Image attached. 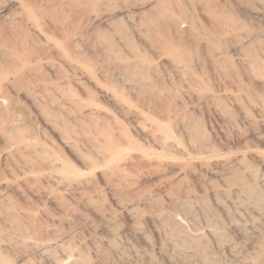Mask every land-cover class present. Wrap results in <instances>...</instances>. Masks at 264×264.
I'll return each instance as SVG.
<instances>
[{
  "label": "rangeland",
  "instance_id": "rangeland-1",
  "mask_svg": "<svg viewBox=\"0 0 264 264\" xmlns=\"http://www.w3.org/2000/svg\"><path fill=\"white\" fill-rule=\"evenodd\" d=\"M219 1L224 13L215 16L216 19L211 15V21L205 18V13L212 11L207 1L165 3L164 9H160L163 14L156 13L164 21L156 19L153 23V29L157 27L160 33L157 41L134 34L126 22L127 13L113 17L109 29L98 26L95 33L83 32L81 53L72 57L88 62L100 85L82 81L80 89L70 83L60 94L69 92L71 95H65L85 98L89 91L114 117L115 129L122 131L139 152L132 155L124 173L126 182L112 181L114 186L108 188L100 172L93 175L91 186L70 189L50 182L47 169L38 162L58 157L77 172L86 173L88 167L82 155L61 142L74 134L78 119L55 106L61 103V96L52 90L53 85L61 86V78L70 77L72 71L41 44L44 36L60 38L62 32L71 33L73 27L85 22L86 14L62 9L55 1L0 0V258L5 264H52L49 258L59 261L56 250L49 249L44 254L33 249L35 244H42L50 231L61 237L69 236L62 246L70 256L64 264H171L174 261V264H264V217L248 220L233 211L235 203L247 206L254 200L251 197L264 199V185L256 186L250 178H241L224 166L237 159L264 178V6L258 0ZM23 6L39 12L40 35L30 32L18 20L8 21V17H18ZM142 13L151 12L131 9L129 16L138 20ZM184 19L190 21L192 28L181 27ZM225 28L233 30L231 33L236 37L233 33L225 35ZM115 31L125 33L127 41H119ZM20 39L24 40L23 50L41 60L37 77L49 85L45 91L36 89L31 83L36 77L23 73L12 59L11 50ZM104 39L111 49L107 48L102 56L95 55L92 51L104 44ZM168 46L173 52L167 50ZM132 50L144 62L130 70L123 67L122 74L126 81L139 84L145 99L125 90L118 96L164 127L177 148L161 149L148 140L134 127L126 111L115 101L104 98L100 91L111 92L117 80L109 68L121 67L117 56L126 58L127 51ZM174 62L185 65L196 80L189 81L184 73L176 71ZM99 69L107 71V77ZM160 90L167 94L164 99L159 98ZM177 113L185 114V122L191 128L189 139L173 121ZM13 116L20 120L15 133L6 128ZM51 117L61 118L64 125L49 128L43 120ZM20 134L29 140L27 153L18 151L16 143ZM203 140L208 142L207 158L198 156ZM188 141L196 146L195 150L186 149ZM121 143L124 145L126 141ZM37 147L45 152L38 154L41 158L33 153ZM141 154L148 155V159H140ZM137 174L142 176L140 181ZM134 186L139 193L133 195ZM94 188H99L102 194L94 193ZM141 192L152 194L155 200L150 205L136 203L134 219L130 220L114 200L135 201L143 195ZM187 196L193 207L190 215L182 212L184 216L176 206ZM198 206L205 210L200 212ZM168 213L185 218L182 227L170 217L165 218L163 225L152 226L149 222L152 217ZM227 214H233V221L228 220ZM109 218L115 222L111 229L106 225ZM211 226L220 234L221 239L216 242L206 232ZM134 227L141 230L140 235ZM194 232L203 237L191 243L185 236ZM177 237L199 256L188 259L189 262L178 261V251L168 243ZM219 243L234 246V254L220 250Z\"/></svg>",
  "mask_w": 264,
  "mask_h": 264
},
{
  "label": "bare ground",
  "instance_id": "bare-ground-1",
  "mask_svg": "<svg viewBox=\"0 0 264 264\" xmlns=\"http://www.w3.org/2000/svg\"><path fill=\"white\" fill-rule=\"evenodd\" d=\"M47 1H55L56 4L62 9H69L71 11H83L86 14L85 22L83 21L84 23L83 22L79 23L77 26L73 27L74 30L71 33L68 31L62 32L63 36H61L60 38H51L48 36H44V38H43V43L41 44L43 49L47 50V52L54 55L57 60L62 62L69 70L72 71V74L70 77L65 76L64 78H61V83H62L61 86H58V85L52 86V90L56 94H58V93L60 94L62 91H64L66 86H68L70 83L76 85L80 89L83 86L82 81H87L96 87H98V85H100L99 82L93 77V73L91 71V67H90L89 63L82 61L78 57H72V56H77V55H79V53H81V49L84 45V37H83L84 31H85V33L89 32L90 30L92 31V33L94 31L96 32V30H97L96 28L98 26H104V28L109 29L112 25L111 21L113 20V17H115L117 15H121L123 13H127L126 22L134 34H136L140 37L143 34L144 38L147 35L153 39L155 38L156 39L155 41H157L160 39L158 37L160 35V33L158 32L157 27H156V29L155 28L153 29V27H155V24H153V23H155L156 19L159 22H160L159 19H162L164 21V18H161L160 17L161 15L158 16L159 14H157V16L159 17V18H157L156 13L160 12V14H163V13H161L163 11H161L160 9H161V7L163 8L165 6V3H170V2L175 3V4L180 3L179 0H114V2L111 0H47ZM183 1H186V0H183ZM203 1H205V2L207 1V2H209V4L211 3L210 6L212 5V11L205 13V18L210 19V21L212 20L213 15H214L213 19H216L215 16L216 17L218 15L221 16L220 14L224 13V11H223L224 8L221 6L219 0H203ZM258 1L261 4H263V6H264V0H258ZM131 3H133V4H131ZM1 9L3 11V7H1ZM131 9H136L139 11L147 10V12H151V13L150 14L149 13H147V14L142 13V15H141L142 17L139 18L138 20H135L131 16H129V12L131 11ZM207 9H209V8H207ZM153 11H154V14L152 13ZM167 16H166V18H167ZM7 19H8V21L18 20L19 23L21 25L25 26L30 32L40 35V32H39L40 31L39 30V26H40V24H39V12L37 10H33L28 6H23V9H22V11L18 17H16V16L14 18L8 17ZM168 19H170V18H168ZM190 19H192V18H190ZM193 22H194V20H193ZM189 23H190V21L188 22L184 19V21L182 20V22H180V25H181V27L188 26V28H189L192 26ZM160 24H163V23H160ZM214 25H215V23H214ZM218 27H217V29H218ZM219 29H221V28H219ZM223 29H224V27H223ZM155 31H157L159 34H157ZM231 31H233V30H231ZM231 31L227 30L224 33H226L225 35L230 34V36H231V34L233 33V32L231 33ZM123 34L125 35V33H123ZM123 34L117 33L116 31L114 32V36L117 37V39L119 41L126 42L128 36L126 35L127 36L126 37ZM234 35L233 36L236 37V34H234ZM238 36L239 35H237V37ZM242 38H241V40H242ZM162 39H163V36H162ZM245 39H247V37ZM104 40H105L104 44L103 43H101V45L99 44L98 47L96 48V50L92 51L93 53H95V55L100 54L102 56L107 52V48L111 49L109 44H108L109 42L106 39H104ZM243 42H245V41L243 40ZM157 43H159V42H157ZM160 44H162V43H160ZM24 46H25L24 40L20 39L17 42V46L11 50L12 59H13L14 63H16L18 65V67L21 70H23V73H26L29 75H34L36 77L34 79V81L31 82L32 85L36 89H40V90L45 91L47 86H49V85L48 84L46 85L45 81H43L44 82L43 83L41 78L39 79L37 77V74H39V72H38L39 71V63H41V60L34 53L25 52L23 50ZM169 46L167 47L168 48L167 50L173 52V50H171V48ZM127 55H128V57H126V58L117 56L118 59L121 60V61L117 60V63H119V61L121 62V64H120L121 67L118 66L117 68H114L113 70L112 69L110 70V68H109V72L113 77L116 78L117 84L112 86L111 92L100 89L102 95L104 96V98L108 99L109 101H115L121 107V109L125 110L127 117L130 118L134 127L140 133H142L148 140H150L154 144H156L159 148L167 149V150L177 148L175 146V144H173L170 141V137L166 133V129L164 127H161V125L157 124L151 118H149L148 116L144 115L143 113H141V112L137 111L136 109H134L133 107H131L123 97L118 96V94H122V92H124V90L127 93L132 94L133 96H135L138 99L140 97V99L144 100L145 99L144 97L146 95L145 94L144 97L141 96L139 84L137 82H136L137 84L134 83V81L132 83V80H131V82L126 81L124 79V74H122V70L125 67L128 68V70H130V69L136 67L138 64L143 63L144 59L142 56H140L139 54H137L133 50L127 51ZM221 55H223V54H218L217 56H221ZM117 57H116V59H117ZM123 61H124V63H122ZM122 64H124V65H122ZM126 68H125V70H126ZM173 68L178 72L184 73V76L187 80H189V81L196 80L194 74L191 71H189L186 68V66L183 65L181 62H174ZM99 73L103 77H107V74H108L107 71H104L102 69H99ZM67 89H69V88H67ZM161 91L162 90H160L159 93ZM65 93H67V92H65ZM65 93L63 94V96L60 94L61 103L56 104L55 106L59 110L66 111L69 115H71L75 119L77 118L78 120H77V126H76L77 129L75 130L74 134L71 135V137H69L68 140H66L64 138L65 139V141H64L62 139L61 142H62L63 146H65L67 148H71L74 151H76L77 153H79L80 155H82L88 167L85 169L86 173H80V172H77L76 170H74L71 166H69V164L66 161H64L58 157H54V158L51 157L52 158L51 160L39 159V161L36 157V160L39 162V165H41L42 167L47 169V172H48L47 173V179L50 182H52L55 186L66 185V187H68L70 189H79L81 187V185H85V184L88 186H91L93 175L95 173H100V172H101V176L104 179V181L106 180L105 185L108 188H112L114 186L111 184L112 181H114V182L115 181L116 182H120V181L126 182V180H127L125 178L126 174H124V173H126V170H128L127 169L128 165L132 162V159H133L132 155L138 153L139 149L126 136L122 135L123 134L122 131L115 129V126H117V123H116V120L114 119V117L110 113H108L103 107H101L100 104L97 103L92 98L91 93L89 91L87 92V94H86L87 96L85 98H83L79 95H77V98H75V97H72L73 95L69 96V95H65ZM161 93H160L161 96L159 98H161V97L163 98V97L167 96V94H165V92L164 93L161 92ZM64 95H65V97L68 96L69 98L68 97L64 98ZM148 100H149V98H148ZM18 119L19 118L14 117V116L11 117L10 123L6 127L12 133H15L16 132L15 130L19 126L20 120H18ZM54 119L55 120H52V117H51L50 119H44L43 121H44V124L51 129H55L56 126L58 127V126L64 125L63 124L64 121L61 118L58 119V117L57 118L54 117ZM173 121H174V123H176L181 128V132L183 133V135L189 139L191 136V130H190L191 128L189 129L187 124H186L188 122H185V114L184 113H177L176 115L173 116ZM66 135H65V137H66ZM16 137H18V136L16 135ZM17 139H18V143H16V145H19L18 151L20 153H24V152L27 153L28 149H29V144H28L29 140L27 139V137H24V135H21ZM124 140L126 141V143L123 145L121 142ZM207 146H208V142L206 140H203L200 143V146H199L200 148L197 146L201 150V151H199L198 156H200L201 158H207L206 157V156H208V155H206L207 154L206 153V147ZM186 149L187 150L188 149L189 150H195L196 146L194 144H192L191 141H188ZM42 151H43L42 147L41 148L37 147L34 149L33 153H35V156H38V158H39L40 156L38 154H40ZM43 157H47V156H43ZM140 159H148V155L141 154ZM224 166L228 170H232L233 172L235 171V173L238 174L237 176H241V178L242 177L250 178L251 181H253L256 184V186H258V185L263 186L264 185V178L262 176L257 175L254 172V170L250 169L249 167H247L245 164L241 163L237 159H235L233 161L231 160V161L226 162L224 164ZM127 173H128V171H127ZM136 176H138V174ZM133 179H134V177H133ZM135 179H137V178H135ZM141 179H142V176L139 175L138 180L140 181ZM127 185H129V184H127ZM132 189H133L132 190L133 195H134V193L138 192L137 187L132 188ZM93 192L96 193L97 195L102 194V192L100 191L99 188L98 189L94 188ZM141 193H143V192H141ZM140 197H138L137 200H135V201H130L132 199H128V202L125 200H123V201L114 200V202L119 207V209L122 210L121 212H123L128 217V219L131 220V219H134V212H135L134 207H135L136 203L142 202L145 205H150V203H152L153 200H155L154 196L152 194L143 193V195ZM248 198H249V196H248ZM251 199H254V200L252 201L251 204H249L247 206H242V205H240L241 203L240 204H238V203L233 204L234 214H236L238 216H243V217L246 216L247 218L244 217L246 219H248V218L254 219V216L264 217V199H263V197H262V199H260V198L258 199V196H256V197H251ZM176 207H178V209L181 210V213L183 212V213H187V215L188 214L190 215L191 208L193 207L191 198L189 196H187ZM198 209H200L199 210L200 212L202 210H205V209H202V207H200V206H198ZM193 211H194V209H193ZM157 215H159V214H157ZM171 215H169V213L165 214L163 216H161V215L156 216L155 215L156 217L155 218L152 217L149 222L152 224V226H156L158 224L163 225V224H165V223H163L165 221V218L170 217L172 219V222L174 221L178 226L182 227V223H183V220L185 218L182 220L177 216L178 214L174 215V216H171ZM231 216L233 217V214ZM231 216H229L227 214L228 220H232ZM191 217L193 218V216H191ZM188 218H190V217L188 216ZM167 220H168V218H167ZM113 223H115V222L112 218H109V220L108 219L106 220V225L108 228L110 227V229H111V226H114ZM133 223H135V222H133ZM231 224H232V222H231ZM251 227H254V226H251ZM207 228H208V225H207ZM207 228H205V229H207ZM240 228L242 229V227H240ZM212 229H213V227H212ZM212 229L209 228L208 231H206V230L205 231L209 234V237L211 236L212 237L211 239H213L216 242L219 240L220 234L215 232L214 229L213 230ZM134 230H135L136 234H139V235L141 234V230L139 228L134 227ZM197 231H199V230H197ZM167 234L168 233L166 232V235ZM200 236H202V235H200V234L198 235V233L196 234L194 232V234H191V235H188L185 237H187V239H189V242L191 241V243H195L198 241L197 239H199ZM185 237L183 239H185ZM68 239H69L68 235L67 236L64 235L61 237V236L57 235V233L55 231H50V232H48L45 239L42 241V244H39V245L35 244L34 248L32 245V248L35 251L40 252V253H44L45 251H49V249L54 250V252L56 250L57 253L59 254V261L51 260L52 258H49L50 261L52 262V264H64V261H68V259L70 257V256H68L69 254L67 255L68 252L66 253L62 249V246H64L63 244H65L66 240H68ZM176 239L178 240V237ZM177 240L170 239L168 241V243L174 249V251H175V249H176V251H178L177 252L178 261H182V260L188 261V259H190V258H193L195 256H199L198 255L199 253L197 254V252H194L193 250H192L193 251L192 252L190 249H188L189 247L187 248L186 246H184L183 243L180 242V239L178 241ZM37 243H39V241ZM221 244L219 243L220 250L223 251L224 249H226L230 253L234 254V252H235L234 246L230 245L229 243H224L222 245ZM216 247H218V246H216ZM185 248H187L191 252H189ZM114 251H116L118 254L120 253L119 250H114ZM233 254H230V255H233ZM174 255H176V254H174ZM171 256L173 257V255H171ZM121 258L123 260L122 256H121ZM70 260H72V259H70ZM172 261H173V259L170 260V262H172ZM174 263H175V261H174ZM0 264H5L1 258H0Z\"/></svg>",
  "mask_w": 264,
  "mask_h": 264
}]
</instances>
